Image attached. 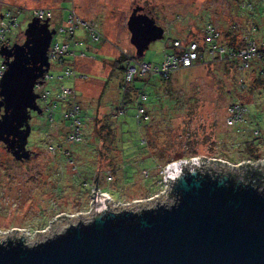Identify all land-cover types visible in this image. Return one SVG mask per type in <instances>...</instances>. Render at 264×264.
Instances as JSON below:
<instances>
[{"label": "rangeland", "instance_id": "obj_1", "mask_svg": "<svg viewBox=\"0 0 264 264\" xmlns=\"http://www.w3.org/2000/svg\"><path fill=\"white\" fill-rule=\"evenodd\" d=\"M239 2L0 0V12L22 11L19 27L10 35L11 45L24 41V31L37 9L51 12V17L46 19H49L51 29L56 30L53 34L56 40L65 37L57 30L67 24L71 11L87 22L96 23L103 36L101 41L93 42L87 38L83 27L77 30L76 35L83 44L74 50L84 51L86 55L75 63L80 77L65 81L67 86L75 88L81 103V143L69 145L65 142L70 127L68 120L65 123L60 118L56 124L48 126L45 114L36 112H31V133L27 144L31 155L28 159L17 160L0 143V239L24 233L28 242L33 243L53 231H60L69 222L88 219L92 215L95 197L101 192L110 194L113 207L139 208L152 205V201L170 200L169 178L164 174L172 162L211 158L238 166L249 160L243 151L245 142L254 137L247 130H237L238 125H229L228 116L232 103H245L250 109L248 123L258 128L260 134L264 131V90L250 85L254 75H258L256 57L250 60L248 67L242 68L239 66L243 63L241 57L239 63L234 64L229 61L230 57L219 59L204 54V59L196 58L190 66L170 70L167 81L153 78L145 93L147 97L149 95L145 106L148 121L138 124L133 115L135 108L127 115L120 113L118 116L125 119L126 130L120 146L115 147L116 142L104 139L95 140L96 124H100L112 110L120 93L123 75L113 69L115 60L120 55L126 57L125 53L137 57L127 26L134 8L142 7L138 13L152 17L164 28V38L153 41L141 58L160 65L166 54L165 46L174 52L175 40L196 42L200 47L209 48L205 29L210 24L218 27L221 39L222 36L225 38L227 30L239 34L240 38L241 29L251 20L238 9ZM256 19L263 18L257 15ZM260 50L264 51V48L258 50L262 52ZM2 60L0 56V62ZM51 70H58L54 62ZM148 73L150 76L151 72ZM243 82L247 85L241 89ZM54 85L56 82L48 87ZM103 89L109 108L96 109V101ZM59 148L63 152L68 148L72 161ZM121 151L128 167L125 169L122 164V168L116 170L112 160L117 158L121 162ZM231 157L240 160L233 161ZM260 160L264 161V157L252 163Z\"/></svg>", "mask_w": 264, "mask_h": 264}, {"label": "water", "instance_id": "obj_2", "mask_svg": "<svg viewBox=\"0 0 264 264\" xmlns=\"http://www.w3.org/2000/svg\"><path fill=\"white\" fill-rule=\"evenodd\" d=\"M127 26L139 59L164 38V28L138 13ZM56 30L34 17L25 40L1 45L0 143L28 159L31 112L42 115L35 85L49 70ZM170 200L113 209L95 197L90 218L28 242L24 233L0 239V264H264V161L238 166L195 158L166 168Z\"/></svg>", "mask_w": 264, "mask_h": 264}, {"label": "built area", "instance_id": "obj_3", "mask_svg": "<svg viewBox=\"0 0 264 264\" xmlns=\"http://www.w3.org/2000/svg\"><path fill=\"white\" fill-rule=\"evenodd\" d=\"M69 12V11H68ZM22 15L20 10H7L6 12H0V46L6 45L11 46L9 43L10 35L18 29L19 20ZM33 15L38 17L41 21L46 20V18L51 17V12L44 9H37L33 11ZM83 27L85 35L88 39L93 42H98L103 39L101 31L97 28L98 25L93 22H87L83 18H79L74 11L68 13L67 24L61 26L59 31L65 37L63 40L52 38L50 49H49V61L50 67L46 74L39 79L38 83L35 85V92L38 94L37 103L42 109L43 115L45 114L47 120L50 123L55 122L56 109L58 103H66L67 106L61 110L62 116L69 121V131L66 134V141L69 144L79 143L82 136V123L79 118L81 106L77 100V94L75 93V88L73 86H67L65 81L76 80L80 77L78 71L75 69V63L77 59H82L85 57L84 51H75L74 48L81 46L83 42L79 37H77V30ZM206 43L210 45L209 48L206 46H201L196 42L181 43L179 40H175L174 52H166L164 54V60L160 65L150 64L142 59H139L135 54L129 55L125 53L128 58V68L126 70V82H130L134 79L136 75L143 74H157L161 76H168V72L174 69L185 68L194 63L196 58H204V54L207 57L216 56L219 59H226L228 57H241L243 63L242 68L248 67L250 60L257 57L259 49L264 48V40L247 42L245 48L241 49L237 54L228 55L227 48L221 46L220 33L215 26L210 24L205 29ZM181 44V46H180ZM73 45V47L71 46ZM178 47V48H176ZM177 49V50H176ZM264 52V51H262ZM53 62L58 66L57 71H52ZM7 66L0 62V78L4 74ZM56 82V85L48 87L49 84ZM148 99L147 95L143 93L140 96V100L145 102ZM230 114L228 116L229 125H238L246 121V114L248 109L245 104L240 102H234L230 105ZM138 119L145 118L146 108L140 105L137 109ZM195 159V158H193ZM72 161V158H69ZM259 160V159H258ZM255 160H246L243 163L252 164ZM188 162V161H187ZM191 160L189 161V163ZM239 165V164H237ZM108 192H101L97 196L104 199L113 209H118L121 206L113 207L111 201L113 200ZM156 200V199H153ZM124 206V205H122ZM94 207V206H93ZM93 212V210H92Z\"/></svg>", "mask_w": 264, "mask_h": 264}, {"label": "trees", "instance_id": "obj_4", "mask_svg": "<svg viewBox=\"0 0 264 264\" xmlns=\"http://www.w3.org/2000/svg\"><path fill=\"white\" fill-rule=\"evenodd\" d=\"M238 9L244 13L245 15H247L248 19H250L251 21L248 22V25L244 26L243 29V34L242 36L239 38V34L234 33L233 31L227 30L225 32V38L222 36V39L220 40V44L221 46H225L227 48L228 51V55H233V54H237L241 49L245 48L247 45V42L250 40H255V41H260V40H264V24H262L261 22L264 21V0H240L239 4H238ZM259 15L260 18L263 19H256V16ZM254 17V18H253ZM254 20V21H253ZM218 28V27H216ZM218 30V29H217ZM259 30V31H258ZM219 31V30H218ZM220 34H222L221 32H219ZM165 53L169 52L171 53L172 51L165 46ZM262 51V50H260ZM232 57V56H231ZM230 57L229 61H232V63H239L238 62V58L237 57ZM204 59V58H203ZM143 60V59H142ZM256 63H257V68L256 71L258 72V75L255 76L253 78V82L250 84L252 87L258 88L259 90L263 91L264 90V52H259L258 56L256 57ZM145 61V60H144ZM157 65V64H154ZM239 66L241 67V63H239ZM128 68V58L124 57L123 55H120V57L115 60V65L113 67L114 70H118L123 76L121 79V82L119 84V97L117 99H115L114 103L115 105L113 106L112 110H110L109 112H107V114L102 118L99 126L98 124H96V130L97 133L95 135V140L96 142L100 141L101 139H104L106 142L107 140L112 143V142H116V146L115 147H119L120 143L122 141V139H124L125 135L124 133H126L125 128H124V120L118 116V114L120 113H125L126 115L128 114V112L132 109H136V112L133 113L136 121L138 122V124L141 123H146L148 120L145 119L144 117L141 119H137V109L140 105L146 106L147 101L149 99V95H148V99L143 102L140 100V96L143 93H147V87L150 85H152L153 83V78H158L161 81H167V79H169L168 77H164L161 75H155V74H151L150 76H148V74H143V75H136L134 77L133 80H131L130 82H126V70ZM255 83V84H254ZM246 83L243 82L240 86L241 89L246 87ZM78 97V94H77ZM106 99V98H105ZM104 99V89L101 92L100 96L98 97L97 101H96V109L105 107V108H109L108 104L106 102V100ZM78 100V99H77ZM119 100V101H118ZM80 106L81 103L78 100ZM67 103V102H66ZM66 103H58V107L56 109V115H55V122L53 124H56L57 121L61 118V120L64 119L65 123L67 121V119H65L62 114H61V110L67 106ZM113 104V103H112ZM245 104V103H244ZM246 105V104H245ZM248 112L246 114V121L238 124L237 130L239 131H243V130H247V132L249 134H251L254 138H252L251 140H247L245 142V149H244V157H246L247 159H252V160H258L264 157V131L261 132V134L259 133L260 131L258 130V128L251 126L250 123H248V116L250 115V109L248 107V105H246ZM122 110V111H120ZM59 111L60 117L57 118V113ZM81 114H82V107L80 109V114H79V118L81 120L82 123V118H81ZM146 115L148 116L147 110H146ZM46 123L49 126L50 121L49 119H46ZM54 129V127H52ZM65 142H66V138H65ZM81 143V141L79 142ZM113 143V144H114ZM78 144V143H77ZM70 145V144H69ZM59 150L62 152V154L66 153L69 157H70V152L68 150V148H66L63 152L62 148H59ZM120 150H122V148H120ZM122 154V158L121 160L124 162H120L119 160H117V158L115 160H112V166L116 167L117 169H121L122 168V164H124L126 162V157L124 152H120ZM121 157V156H120ZM71 158V157H70ZM231 159L235 160H240L237 158H233L231 157ZM117 161V162H116ZM130 164V163H129ZM155 166V165H154ZM128 167V165L123 166ZM127 169V168H125Z\"/></svg>", "mask_w": 264, "mask_h": 264}, {"label": "bare ground", "instance_id": "obj_5", "mask_svg": "<svg viewBox=\"0 0 264 264\" xmlns=\"http://www.w3.org/2000/svg\"><path fill=\"white\" fill-rule=\"evenodd\" d=\"M25 36V35H24ZM25 40V39H24ZM24 42V41H23ZM21 232V231H20Z\"/></svg>", "mask_w": 264, "mask_h": 264}, {"label": "crops", "instance_id": "obj_6", "mask_svg": "<svg viewBox=\"0 0 264 264\" xmlns=\"http://www.w3.org/2000/svg\"><path fill=\"white\" fill-rule=\"evenodd\" d=\"M69 81H71V80H69Z\"/></svg>", "mask_w": 264, "mask_h": 264}, {"label": "flooded vegetation", "instance_id": "obj_7", "mask_svg": "<svg viewBox=\"0 0 264 264\" xmlns=\"http://www.w3.org/2000/svg\"><path fill=\"white\" fill-rule=\"evenodd\" d=\"M25 39V38H24ZM5 146V145H4Z\"/></svg>", "mask_w": 264, "mask_h": 264}, {"label": "clouds", "instance_id": "obj_8", "mask_svg": "<svg viewBox=\"0 0 264 264\" xmlns=\"http://www.w3.org/2000/svg\"><path fill=\"white\" fill-rule=\"evenodd\" d=\"M51 28V27H50Z\"/></svg>", "mask_w": 264, "mask_h": 264}]
</instances>
